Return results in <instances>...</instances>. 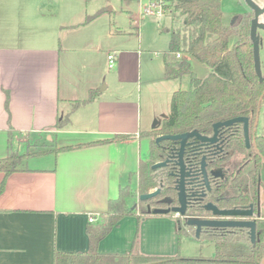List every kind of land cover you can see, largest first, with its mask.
<instances>
[{
	"label": "crops",
	"instance_id": "0c3cea01",
	"mask_svg": "<svg viewBox=\"0 0 264 264\" xmlns=\"http://www.w3.org/2000/svg\"><path fill=\"white\" fill-rule=\"evenodd\" d=\"M44 4L0 0V158L9 149L29 152L18 170L6 176L0 171V264H53L56 250H87L88 217L97 222L108 199L137 175L142 147L148 149L149 143L140 133L166 116H155L145 129L136 98L119 87L132 80L126 55L141 59L139 50L105 52H115L116 70L100 90L95 62L77 39L81 26L74 22V10L55 18ZM94 88L99 90L94 100L72 110ZM70 111L69 120L56 127ZM121 133L128 137L56 150ZM15 144L22 149L14 150ZM180 247L174 216L153 214L140 221L135 215L123 217L98 243L101 253L133 249L185 256Z\"/></svg>",
	"mask_w": 264,
	"mask_h": 264
},
{
	"label": "trees",
	"instance_id": "16d2710c",
	"mask_svg": "<svg viewBox=\"0 0 264 264\" xmlns=\"http://www.w3.org/2000/svg\"><path fill=\"white\" fill-rule=\"evenodd\" d=\"M169 7L172 9L169 10L171 14L170 12L168 14L166 10ZM163 12L165 15H170L171 21L175 18L181 21V27L178 29L167 28L170 32V41L169 49L163 58L164 76L171 79L189 74L191 86L188 90L173 91L169 113L155 127L140 133L142 137L149 138V143L147 158L139 161L136 189L132 190L129 184L120 186L117 195L108 199L106 210L99 214L100 219L95 223L87 224L88 249L77 252L56 250L53 254V264H260L262 260L264 220H259L257 223L253 244L240 229H235L234 232L221 230L222 233L203 234L202 238L214 244V255L209 258L186 257L179 253L144 254L133 249L122 254L98 251L99 241L123 217L135 215L140 221L144 215L150 214L147 206H162L166 198L176 203L175 185L179 170L177 165L179 143L174 140L156 142L155 138L158 135L191 130L211 135L215 122L238 116L247 117L249 128L254 127L258 102L264 90V80L259 81L254 69L252 44L249 39V21L252 13L243 12L238 24L234 22L225 24L222 21L221 0H170V4L163 5ZM89 18L91 16L87 20H90ZM177 52L189 55L205 65L208 68L207 75L204 78L197 77L189 61L175 57ZM98 93V88L90 89L86 99L77 100L72 104V110L78 105L94 100ZM263 101L264 95L260 104ZM71 111L57 119L56 127H61L69 120ZM228 129L233 130L234 133L229 139L223 141V150L216 155L213 154L215 150L213 144L190 138L183 152L184 162L188 167L193 171H199L202 157L205 158L207 166L211 167L223 164L234 152H246L241 123H233L228 126ZM127 137V134L121 133L84 144L61 146L56 150H70L85 144L107 143ZM254 140L255 147L252 150L255 154V165L249 171V175L251 181L256 183L259 167L264 159V132L255 133ZM27 155L29 152L19 154L9 149L7 154L0 158V171L6 176L18 170V166ZM163 160L167 162L160 168L164 175L160 192L155 197L141 200L140 194L150 192L156 186L157 169H152V164ZM246 178L244 177L234 186L237 194L234 201H247L248 195L244 190ZM3 187L4 179L0 183V192ZM135 195H137V201L131 208L127 200ZM141 206L145 208L142 211L139 208ZM175 220L178 240L190 236L193 229L185 226L180 218L176 217Z\"/></svg>",
	"mask_w": 264,
	"mask_h": 264
},
{
	"label": "rangeland",
	"instance_id": "374dc122",
	"mask_svg": "<svg viewBox=\"0 0 264 264\" xmlns=\"http://www.w3.org/2000/svg\"><path fill=\"white\" fill-rule=\"evenodd\" d=\"M150 1V2H149ZM259 3V0H254ZM170 4V0H45L44 8L53 9L55 18H62L68 12L74 10L73 18L79 27L77 39L80 44L86 45L83 51L85 55L91 56L101 77L99 89L110 82L114 76L115 68H110L106 60L105 52L108 50L129 51L139 50L141 59H135L132 54H127L125 62L127 71L131 75V83H120L121 90L131 97L136 98L138 110L145 119L144 127H152L159 115L168 114L170 110V99L173 91L177 89L188 90L191 86L189 74H183L176 78H164L163 58L169 49L170 32L168 27L178 29L181 27L180 19L171 21L170 15L152 14L142 17L141 13L147 4L152 3ZM52 6V7H51ZM170 6V5H169ZM223 12L222 21L225 24H238L243 12L249 11L244 0H221ZM168 14L171 7L166 9ZM166 12V13H167ZM90 20H87L88 17ZM252 17V16H251ZM260 37L259 57L260 68L264 78V30L258 29ZM78 44V45H80ZM97 47V49H95ZM77 50H80L77 49ZM189 61L192 71L199 78H204L208 68L189 55L181 53V57ZM89 72V70H88ZM90 73V72H89ZM83 72L82 75H85ZM264 80V79H263ZM113 87V84H112ZM111 90V87L109 88ZM110 91H106L107 94ZM264 101L260 104L256 131L260 132L263 125ZM160 117V116H159ZM17 148L16 144L13 148ZM29 150H32L30 148ZM13 151V150H12ZM147 146L142 147L141 157L147 158ZM164 178L163 171L157 168L155 174L156 187H160ZM264 179V169L262 170ZM129 184L132 190L137 187V175H133L131 181L127 180L123 185ZM137 201V195L128 198V205L133 208ZM138 207V205H137ZM145 207V206H144ZM153 208V206H150ZM140 211L144 210L142 206ZM167 218H176L173 213L165 215ZM181 253L185 256L199 254L211 255L213 245L194 237L181 238Z\"/></svg>",
	"mask_w": 264,
	"mask_h": 264
},
{
	"label": "flooded vegetation",
	"instance_id": "af4514ba",
	"mask_svg": "<svg viewBox=\"0 0 264 264\" xmlns=\"http://www.w3.org/2000/svg\"><path fill=\"white\" fill-rule=\"evenodd\" d=\"M241 125H242V132H243V124L241 123ZM233 133H234L233 130L228 129V126L218 128V141L216 143H210L215 146L214 147L215 150L213 153L214 155L222 152L223 141L225 139H229L233 135ZM255 133H257L255 126L252 129L249 128V140H250L249 148L246 147V144L244 141V133H243V142H244L246 152H234L230 157H228L226 162L220 165L211 166V167H208L207 164L205 165L208 187L204 182L203 174L200 169V164H199V171H193L184 162L186 171L189 172V175L185 177V193H186V214L185 215L187 217H197L201 219H210V220H247V221L255 222L254 241H251L249 227H228V226L226 227H202L197 239H200L205 242H211V244L213 245V253L211 255L199 254V255H195L191 257L209 258L214 255L213 242L202 238L203 234L205 233H213V234L222 233L221 230H228V231L234 232L235 229H240V230H243V232L248 236V240L250 243L253 244L255 242L257 223L259 220H264V179L262 178V170L264 169V159L261 161L256 183H253L251 181L250 175H249V171H251L255 165V154L252 150L255 147V140H253V138L255 137ZM244 177H247L245 179L246 187L244 188V190L247 192V195H248V197L246 196L247 201H243V202L234 201L237 196L234 190V186L237 184V182L241 181V179H243ZM176 182H177V179H176ZM160 184H162V182ZM175 188H176V185H175ZM163 204L164 205L162 206H153V207H165L166 208V207H172V206L178 205L177 195H176V203H172L170 199L166 198L163 200ZM209 204L216 207L219 210H223V209L248 210V209H251L252 214L246 215V216H236V217L217 215L214 213L212 208L207 209V206ZM192 210H194L193 213L189 214L190 211ZM176 216L180 218V221L186 226L185 224L186 218L179 216V215H176ZM192 229L193 231L190 236L195 237L194 228ZM260 264H264V254H263Z\"/></svg>",
	"mask_w": 264,
	"mask_h": 264
},
{
	"label": "water",
	"instance_id": "95a60500",
	"mask_svg": "<svg viewBox=\"0 0 264 264\" xmlns=\"http://www.w3.org/2000/svg\"><path fill=\"white\" fill-rule=\"evenodd\" d=\"M248 5L250 11L252 12V17L249 21V39L252 44V52H253V61H254V69L255 73L259 79V81H263V76L260 68V57H259V47H260V37L258 34V29L264 30V4L260 5L256 3L254 0H244ZM264 95V90L260 95V99L257 106V112L255 116L254 126L256 127L258 122V114L260 109V100ZM240 122L243 124V133H244V141L246 147H250L249 140V124L248 118L244 116H238L229 118L223 121L215 122L212 126L213 133L212 135H204L199 133L197 130H191L186 132H181L177 134H161L155 138L156 142H160L162 140H174L178 141L179 147L177 151V165L179 167L178 178L176 182V190H177V201L178 205L172 207H153L147 206V211L153 215H165L168 213H174L175 215L182 216L185 219L186 226L194 228V236L198 238L202 227H249L250 228V238L251 241H254V232H255V222L247 221V220H210V219H201L197 217H187L186 214V193H185V177L189 175V172L186 171L185 163L183 160V152L185 146L189 143L190 138H196L201 142L207 143H216L218 141V128L230 126L233 123ZM159 122H156L153 127H155ZM254 140V138H253ZM167 160L157 161L152 164V169L161 168L166 165ZM206 161L205 158L202 157L200 162V169L203 174L204 182L208 187L207 181V173L205 169ZM216 173V172H215ZM214 174V172H213ZM160 192V187H156L150 192L140 194L139 198L141 200H147L152 197H155ZM213 209L214 213L217 215H225V216H246L251 215L252 210H241V209H223L219 210L212 205H208L207 209Z\"/></svg>",
	"mask_w": 264,
	"mask_h": 264
},
{
	"label": "built area",
	"instance_id": "2783aa9c",
	"mask_svg": "<svg viewBox=\"0 0 264 264\" xmlns=\"http://www.w3.org/2000/svg\"><path fill=\"white\" fill-rule=\"evenodd\" d=\"M160 1H162V0H160ZM163 5L164 4H161L159 2L156 3V4H152V3L147 4V6L144 8L143 12L141 13L142 17H145L146 15H152V14H164ZM106 57H107V60H108L109 67L112 68L114 66L115 62H116V54H115V52H107ZM175 57L176 58H180L181 57V53L177 52L175 54ZM88 221L90 223H93V222L96 221V218L94 216L90 215L88 217Z\"/></svg>",
	"mask_w": 264,
	"mask_h": 264
}]
</instances>
